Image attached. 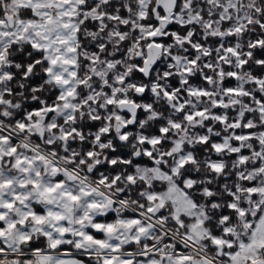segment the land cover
Here are the masks:
<instances>
[{"label": "snow or ice", "instance_id": "6c2138e0", "mask_svg": "<svg viewBox=\"0 0 264 264\" xmlns=\"http://www.w3.org/2000/svg\"><path fill=\"white\" fill-rule=\"evenodd\" d=\"M0 264H264V0H0Z\"/></svg>", "mask_w": 264, "mask_h": 264}]
</instances>
